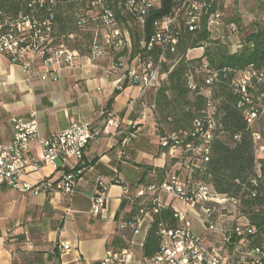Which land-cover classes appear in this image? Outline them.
<instances>
[{"label": "built area", "instance_id": "1", "mask_svg": "<svg viewBox=\"0 0 264 264\" xmlns=\"http://www.w3.org/2000/svg\"><path fill=\"white\" fill-rule=\"evenodd\" d=\"M166 1L117 0L119 15L126 16L123 20L107 0H88V10L79 12L76 17L77 25L90 34L84 53L66 44L46 46L51 32V13L44 19L34 14L5 18V28L0 29V53L29 74L35 73V66L40 64L41 79L51 80L59 78L63 65L72 67L81 56L92 64L108 57L105 73L115 91H123L127 86L136 87L138 95L130 97L127 106L136 117L143 118L148 111L156 110V94L183 56L178 48L185 34H195L205 28L211 40L213 35H217V39L224 37L221 30L225 27L230 34L237 32L234 23L224 24L217 0H170L169 9L152 18L147 33L148 18ZM43 3V0L38 1L40 7ZM68 37L72 38L73 34ZM209 43L202 41L200 47L204 49ZM240 47L239 43L231 42L229 50L234 53ZM195 70L200 74L206 93L201 91L199 78L191 70L185 74L186 84L191 92L205 96L204 107L189 129L168 132L160 137L158 145L170 158L164 177L137 187L131 194L125 192L136 212L122 222L120 228L137 234L145 221L151 224L155 214L170 207L177 225L169 227L159 223V251L137 264H264V245L252 243L255 227L239 213L240 200L217 192L196 177L209 160L212 143L223 135L218 118L220 101L214 96V89L222 77H228L230 73L227 86L237 96L236 106L243 109L245 121L252 126L264 115V92H258V85L264 84V72L252 64L242 70L214 68L204 58ZM148 94L150 99H146ZM255 100L260 102L259 106ZM100 117L98 125L75 121L65 130L48 136L40 134L35 113L28 120L11 117L13 138L7 144L0 143V186L35 195L75 193L83 172L79 164L90 142L109 133L110 126L115 127V131L125 132L122 146L129 144L136 135L131 130L133 122L122 129L121 120L115 113L102 109ZM252 135L258 173V161L264 158V141L258 132ZM238 137L234 136L235 139ZM32 143L38 149L37 155L30 154ZM45 163L60 170V176L42 177L35 182L25 180L29 172L38 170ZM93 180L90 212L100 214L107 204L108 184L100 174ZM252 184L257 185L256 178L252 179ZM164 197L170 202L166 203ZM195 223L202 227L203 234L196 233ZM60 247L66 251L71 246L63 242ZM131 258L129 247L107 248L99 264H130Z\"/></svg>", "mask_w": 264, "mask_h": 264}, {"label": "crops", "instance_id": "2", "mask_svg": "<svg viewBox=\"0 0 264 264\" xmlns=\"http://www.w3.org/2000/svg\"><path fill=\"white\" fill-rule=\"evenodd\" d=\"M196 57L199 55L190 58ZM108 62L107 57L92 64L81 56L72 67L63 65L59 78L51 80L41 79L40 64L35 66V73L29 74L0 53V143L7 144L13 138L11 117L28 120L32 113L44 136L61 132L75 121L98 125L102 109L115 113L122 129L133 122L131 130L136 134L122 146L125 132L110 126L109 133L90 142L79 164L83 172L72 195H35L1 185L0 264H99L116 238H122L123 247H129L130 264L143 260L142 244L150 222L145 221L137 234L120 228L136 212L125 192L131 194L141 185L160 181L164 174L160 177L157 173L166 171L170 158L159 145L155 150L148 140L147 115L151 112L139 118L127 106L129 98L138 95V89L127 86L115 91L105 73ZM30 154H38L35 143ZM60 174L52 164L45 163L29 172L25 180L35 182L42 177L58 178ZM96 174L108 184L107 204L100 214L90 212ZM164 199L170 202L168 197ZM193 228L203 234L198 223ZM63 242L70 244L69 250L60 247Z\"/></svg>", "mask_w": 264, "mask_h": 264}, {"label": "trees", "instance_id": "3", "mask_svg": "<svg viewBox=\"0 0 264 264\" xmlns=\"http://www.w3.org/2000/svg\"><path fill=\"white\" fill-rule=\"evenodd\" d=\"M38 1L0 0V29L5 28L3 26L5 18L13 19L19 15L34 14L44 19L51 13V32L46 46L66 44L71 48L79 49L81 53L86 52L90 34L77 25L76 17L79 12L88 10V0H53V3H50V0H43L42 7L39 6ZM107 3L120 16L117 0H107ZM170 3V0H167L161 9L148 18L147 33L150 31L152 18L165 13ZM120 17L126 20V16ZM230 20L237 24L240 22V19ZM69 34H73V37L69 38ZM202 41L211 42L205 28L195 34L184 35L178 48L183 56L156 94V120L169 121L172 124V128L165 133L189 129L192 120L204 107L205 96L195 91L191 92L187 87L185 76L188 71L198 68L203 58L214 68L242 70L252 64L257 70L264 72V24L257 23L255 30L244 37L243 44L234 53L226 47L212 49L208 44L202 56L186 57L187 50L201 46ZM228 77L223 76L213 91L214 96L220 101L218 118L223 135L212 143L209 160L196 173V177L210 184L219 193L237 197L240 200L239 213L255 227L252 243L264 245V158L258 161L257 173L252 135L253 132H258L264 141V133L255 129L259 122H263L264 125V115L252 126L247 124L243 109L236 106L237 96L227 86ZM258 92H264V84L258 85ZM255 103L259 106L260 102L255 100ZM235 135L239 137L235 139ZM164 172V169L159 170L157 176L162 177ZM254 178L257 185L252 184ZM159 223H166L169 227L177 225L170 207H164L154 215L142 244L143 259L152 257L160 249V237L157 234ZM126 234L129 236L128 233ZM111 246L113 249L121 248L125 246V242L122 238H116L112 240Z\"/></svg>", "mask_w": 264, "mask_h": 264}, {"label": "rangeland", "instance_id": "4", "mask_svg": "<svg viewBox=\"0 0 264 264\" xmlns=\"http://www.w3.org/2000/svg\"><path fill=\"white\" fill-rule=\"evenodd\" d=\"M217 5H219L223 13L222 18L224 24L228 25L229 23H234V21L231 22L230 19H240V22L238 24L234 23L237 27L236 33L230 34L228 28H222L221 33L224 37L217 39V35H213L214 39H211V42L209 43V46L212 49L226 47L229 50L231 42H236L242 45L244 37L251 31L255 30L257 23L264 24V1L217 0ZM203 52V48H192L186 53V56L189 58L195 57L196 55L202 56ZM193 73L197 75V79L200 78V74L197 70H193ZM198 83L201 86V91L206 93V89L203 87L200 79H198ZM156 115V110L147 115L149 117L147 126L150 128V130H148V140H151L150 144L155 150L158 148L159 138L172 128V124H170L169 121H157ZM262 123L263 122L257 123L255 129L264 133V125Z\"/></svg>", "mask_w": 264, "mask_h": 264}]
</instances>
